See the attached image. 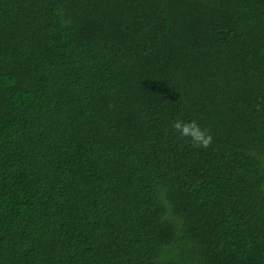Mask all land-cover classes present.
<instances>
[{
  "label": "trees",
  "instance_id": "1",
  "mask_svg": "<svg viewBox=\"0 0 264 264\" xmlns=\"http://www.w3.org/2000/svg\"><path fill=\"white\" fill-rule=\"evenodd\" d=\"M0 264H264V0H0Z\"/></svg>",
  "mask_w": 264,
  "mask_h": 264
},
{
  "label": "clouds",
  "instance_id": "2",
  "mask_svg": "<svg viewBox=\"0 0 264 264\" xmlns=\"http://www.w3.org/2000/svg\"><path fill=\"white\" fill-rule=\"evenodd\" d=\"M172 129L177 132L181 138H188L194 147L208 148L213 137L209 130L201 127L197 120L177 119L172 123Z\"/></svg>",
  "mask_w": 264,
  "mask_h": 264
}]
</instances>
